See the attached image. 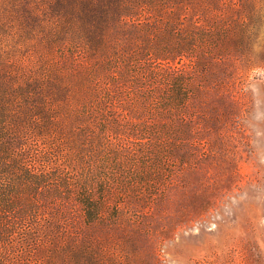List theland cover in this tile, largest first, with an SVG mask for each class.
<instances>
[{"label": "trees", "instance_id": "16d2710c", "mask_svg": "<svg viewBox=\"0 0 264 264\" xmlns=\"http://www.w3.org/2000/svg\"><path fill=\"white\" fill-rule=\"evenodd\" d=\"M241 62L264 0H0V264H132Z\"/></svg>", "mask_w": 264, "mask_h": 264}, {"label": "rangeland", "instance_id": "374dc122", "mask_svg": "<svg viewBox=\"0 0 264 264\" xmlns=\"http://www.w3.org/2000/svg\"><path fill=\"white\" fill-rule=\"evenodd\" d=\"M234 82L237 118L179 169L132 264H264V62L239 63Z\"/></svg>", "mask_w": 264, "mask_h": 264}]
</instances>
